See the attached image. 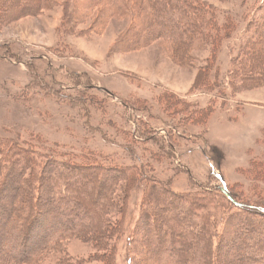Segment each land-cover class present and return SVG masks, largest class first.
Returning <instances> with one entry per match:
<instances>
[{
  "label": "rangeland",
  "instance_id": "1",
  "mask_svg": "<svg viewBox=\"0 0 264 264\" xmlns=\"http://www.w3.org/2000/svg\"><path fill=\"white\" fill-rule=\"evenodd\" d=\"M197 1L215 9L219 25H228L206 77L210 40L190 48L181 63L168 38L126 47L119 35L128 19L110 15L108 7L48 0L42 9L29 2L7 16V4L0 19V137L59 159L92 155L112 165L136 163L176 193L215 196L217 187L229 184L252 195L256 180L247 169L264 159V85L235 81L233 87L230 71L248 20L264 14L256 11L264 0ZM201 108L208 110L205 119L196 112ZM97 183L106 190L109 180ZM143 185L131 190L125 229L111 241L113 264L129 263L127 238L140 215ZM46 234L35 229L28 245ZM96 255L89 241L71 238L57 251H44L36 264H97Z\"/></svg>",
  "mask_w": 264,
  "mask_h": 264
},
{
  "label": "trees",
  "instance_id": "2",
  "mask_svg": "<svg viewBox=\"0 0 264 264\" xmlns=\"http://www.w3.org/2000/svg\"><path fill=\"white\" fill-rule=\"evenodd\" d=\"M83 1L87 6H101L103 11L108 7L110 15L128 19V28L119 35L126 47L141 48L168 38L174 42L175 59L182 63L190 48L210 40L211 53L203 77L216 59L222 35L228 38L226 22L219 25L215 9L201 1ZM29 2L42 9L48 0H0V19L23 11L21 4ZM7 4L9 14L3 10ZM257 10L264 13V5ZM259 13L248 20L241 38L244 41L232 59L233 87L235 81L264 85V32L260 29L264 14ZM221 30L225 34H218ZM207 111L201 108L196 112L205 119ZM128 152L134 156L133 150ZM61 156L0 137V264H36L44 251H57L71 238L94 245L97 264H113L115 247L111 241L125 229L128 198L140 181H144L140 215L127 238L131 251L128 264H264V159L247 169L256 180L249 192L252 195L236 185L223 184L213 196L209 192L176 193L159 181L153 182L136 163L118 166L92 155L71 161L59 159ZM210 175L222 180L213 172ZM87 178L93 182L90 187L77 184L76 180ZM97 180H109L106 190ZM39 227L47 234L39 243L28 245V235Z\"/></svg>",
  "mask_w": 264,
  "mask_h": 264
}]
</instances>
